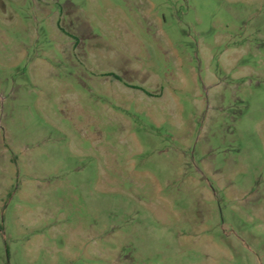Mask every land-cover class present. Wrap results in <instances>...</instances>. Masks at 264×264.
<instances>
[{
    "label": "rangeland",
    "instance_id": "1",
    "mask_svg": "<svg viewBox=\"0 0 264 264\" xmlns=\"http://www.w3.org/2000/svg\"><path fill=\"white\" fill-rule=\"evenodd\" d=\"M0 264H264V0H0Z\"/></svg>",
    "mask_w": 264,
    "mask_h": 264
}]
</instances>
